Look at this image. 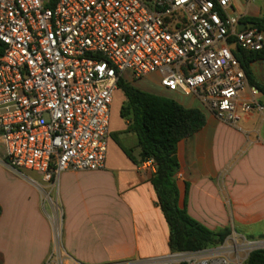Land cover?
Wrapping results in <instances>:
<instances>
[{
	"label": "built area",
	"instance_id": "obj_1",
	"mask_svg": "<svg viewBox=\"0 0 264 264\" xmlns=\"http://www.w3.org/2000/svg\"><path fill=\"white\" fill-rule=\"evenodd\" d=\"M242 18L233 0H0L3 163L53 185L69 171L105 169L112 104L126 72L158 76L164 89L196 97L231 127L263 115L261 92L232 48L264 51V33L239 31ZM151 168L153 160L142 164ZM62 237L60 220L45 264H64L54 258ZM258 250L264 237L233 231L217 246L114 264H245Z\"/></svg>",
	"mask_w": 264,
	"mask_h": 264
},
{
	"label": "crops",
	"instance_id": "obj_2",
	"mask_svg": "<svg viewBox=\"0 0 264 264\" xmlns=\"http://www.w3.org/2000/svg\"><path fill=\"white\" fill-rule=\"evenodd\" d=\"M237 14L264 18V0L245 3L244 12ZM250 69L264 86V60L251 63ZM157 88L161 94H151L198 109L192 96L169 92L159 77ZM260 102L264 105L262 93ZM203 109L198 110L206 118L204 127L178 144L179 205L211 231L229 229L247 236L264 224V114L243 118L237 131ZM121 122L118 130L111 129L105 169L69 171L56 185L37 174L16 175L0 156L1 264H45L55 253L54 225L60 220L62 245L54 258L64 264L126 263L171 252L169 227L152 185L156 169L143 170L144 162L129 159L125 150L139 162L141 150L137 135L127 131L129 123ZM224 129L228 134L223 136ZM118 158L122 163H114Z\"/></svg>",
	"mask_w": 264,
	"mask_h": 264
},
{
	"label": "trees",
	"instance_id": "obj_3",
	"mask_svg": "<svg viewBox=\"0 0 264 264\" xmlns=\"http://www.w3.org/2000/svg\"><path fill=\"white\" fill-rule=\"evenodd\" d=\"M241 23H253L255 28L264 32V18L243 17ZM234 54L250 84L264 95V86L255 81L250 69L251 63L264 60V51L247 52L238 49ZM118 88L126 99L120 116L129 123L127 131L138 137L140 162L130 152L125 150V153L136 164L148 160L156 163L152 185L169 227L170 251H197L222 244L231 234V230L211 231L190 217L185 206L181 208L179 205L180 195L176 183L180 169L177 159L178 144L204 127V114L198 109H187L172 99L141 91L123 79L119 81ZM1 213L0 207V217ZM245 264H264V250L252 252Z\"/></svg>",
	"mask_w": 264,
	"mask_h": 264
},
{
	"label": "rangeland",
	"instance_id": "obj_4",
	"mask_svg": "<svg viewBox=\"0 0 264 264\" xmlns=\"http://www.w3.org/2000/svg\"><path fill=\"white\" fill-rule=\"evenodd\" d=\"M234 3V9L236 13H243L244 12V1L243 0H233ZM123 80L126 83H130L133 86L142 89V90H146L149 91L150 93H154V94H161V91L157 88V83H158V76H151L150 78L146 79V80H134L133 76L130 72H126L123 75ZM190 100L193 102V107L198 108L200 110H204L203 106L201 104V102L196 98V97H191ZM124 102V94L123 92L117 91L115 96H114V101L112 104V109H111V129H119V127L122 125L121 122V118H120V108L122 106ZM262 138H264V123H263V127H262ZM231 129H235L236 128L232 127ZM238 131V130H237ZM223 136L228 134L226 132V130L224 129L222 132ZM115 136H118V134H116ZM113 138H115L113 136ZM5 155V148L4 146H2L0 144V156H4ZM114 163H122L121 160L118 158L115 160ZM27 176H31V177H35L36 175L33 173H26ZM264 224L263 226H258L256 231H253L252 233H247L246 237L251 238V239H259L261 237H264ZM165 251H169L168 247L165 248ZM1 264V263H0Z\"/></svg>",
	"mask_w": 264,
	"mask_h": 264
},
{
	"label": "water",
	"instance_id": "obj_5",
	"mask_svg": "<svg viewBox=\"0 0 264 264\" xmlns=\"http://www.w3.org/2000/svg\"><path fill=\"white\" fill-rule=\"evenodd\" d=\"M255 27V24L253 23H250V24H246V23H240L239 25V31H242L246 28H254ZM233 51L236 52L238 50V47L235 45L233 48Z\"/></svg>",
	"mask_w": 264,
	"mask_h": 264
}]
</instances>
